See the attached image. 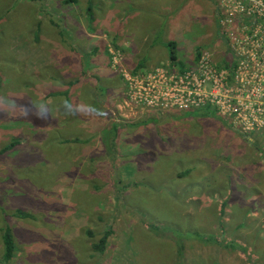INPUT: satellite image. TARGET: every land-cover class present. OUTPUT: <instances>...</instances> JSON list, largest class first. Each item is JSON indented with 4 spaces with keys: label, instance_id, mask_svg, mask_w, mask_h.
<instances>
[{
    "label": "rangeland",
    "instance_id": "374dc122",
    "mask_svg": "<svg viewBox=\"0 0 264 264\" xmlns=\"http://www.w3.org/2000/svg\"><path fill=\"white\" fill-rule=\"evenodd\" d=\"M47 1L0 0V228L13 236L11 264H175L181 245L183 264H264V131L246 136L212 108L124 103L120 68L227 57L218 1ZM47 9L52 36L72 42L73 70L41 68L42 36L32 34ZM65 17L81 22L71 29ZM47 79L66 97L46 96ZM108 120L132 124L110 150L99 135ZM104 229L97 254L90 242ZM208 236L246 252L201 241Z\"/></svg>",
    "mask_w": 264,
    "mask_h": 264
},
{
    "label": "built area",
    "instance_id": "2783aa9c",
    "mask_svg": "<svg viewBox=\"0 0 264 264\" xmlns=\"http://www.w3.org/2000/svg\"><path fill=\"white\" fill-rule=\"evenodd\" d=\"M217 1L224 11L225 62L201 52L191 67L180 70L120 68L124 103L160 111L209 107L237 131H264V0Z\"/></svg>",
    "mask_w": 264,
    "mask_h": 264
},
{
    "label": "trees",
    "instance_id": "16d2710c",
    "mask_svg": "<svg viewBox=\"0 0 264 264\" xmlns=\"http://www.w3.org/2000/svg\"><path fill=\"white\" fill-rule=\"evenodd\" d=\"M90 2H87V8H89L90 6ZM164 46L167 48L168 51V59L173 62L174 59V55H173V48L174 45L172 43V41H167L164 43ZM198 55V52L195 53L194 56V60L196 59ZM225 62V59L223 60V63ZM142 68V64L141 63H137V65L134 66V68L132 69V71H136V69H141ZM57 94H61L64 95L66 97V91H62L60 93H49V95H57ZM99 105V103H98ZM99 108V107H98ZM207 108L209 107H205L201 110H203V112H201V114H207L210 113L211 110H208ZM40 116H42V113H39ZM131 126L132 124L130 123H126V124H119L116 121L113 120H108L106 125H104L100 131H99V135H100V142L101 144L104 146V148L106 150H110V148L113 147L114 141L116 139L117 133L121 127H126V126ZM134 125V124H133ZM249 136V134H246V136ZM18 140L15 139L13 140L8 146H5L1 152H4L6 150H9L10 148H12V146L17 143ZM12 216L16 217V218H25L29 216V213L24 212L21 209H15L13 211V213L11 214ZM86 234L88 236H91L92 233L87 229L86 230ZM110 234V229H104L102 231V233L100 234V236L97 238L96 241H91L90 242V250L92 252H95L97 254H102L106 244H107V238ZM193 236V235H192ZM211 237V236H208ZM209 243H214L217 245H222L224 248H228V249H238L240 250L242 253L245 254L246 249L245 247H243L240 243H238L237 241H233L230 242H222L221 240L217 239L216 237L212 236L211 238H203L201 241L204 242H208ZM0 244H1V255H0V264H11L12 262V257L14 255V251H15V246H14V240H13V236L11 233L10 228L8 227L7 224L4 223V225L1 226L0 228ZM182 253H183V246H180V249H177V247L174 249V254H175V264H183L182 263Z\"/></svg>",
    "mask_w": 264,
    "mask_h": 264
},
{
    "label": "crops",
    "instance_id": "0c3cea01",
    "mask_svg": "<svg viewBox=\"0 0 264 264\" xmlns=\"http://www.w3.org/2000/svg\"><path fill=\"white\" fill-rule=\"evenodd\" d=\"M88 1L89 0H85L86 5ZM44 2H48V1L44 0ZM46 11H42V14L46 17L41 18L42 20L41 22L40 20L37 21L36 30L32 34V37H34V39H37L38 37H40L39 34L42 36L39 39H41L43 42L44 55L47 56L48 63L43 64L41 68L49 69L53 66L52 69H55L56 67H64L66 71H70L69 70L70 68L73 70L76 65L72 68L71 64H74V63L76 64L77 61H76L75 56L71 57V54H70V53L75 54V51L73 50L74 47L72 46V42L70 41V39H68V37L64 38L58 34L57 36H52L53 33L55 32L53 27L56 28V26L54 22L52 21L51 17L56 18V16L53 15L52 13L53 10L47 9ZM65 20L68 23H70L69 26L71 27V29L75 28V25L81 22L78 20V18H76L75 19L76 21H74L72 18L65 17ZM42 26H44L45 28H43ZM45 44H49L51 46L46 47ZM54 46L55 48L53 50ZM48 82L51 83L50 85L52 87L50 91H47L45 93L46 96H52V95H49V93H60L62 91H66L64 89H61L53 81H49L48 79H47V82L44 84L48 85L49 84Z\"/></svg>",
    "mask_w": 264,
    "mask_h": 264
}]
</instances>
